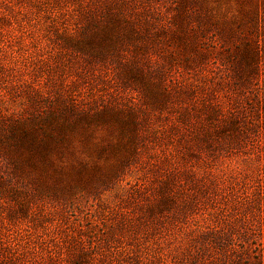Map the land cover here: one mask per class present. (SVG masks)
I'll list each match as a JSON object with an SVG mask.
<instances>
[{
    "label": "rangeland",
    "instance_id": "1",
    "mask_svg": "<svg viewBox=\"0 0 264 264\" xmlns=\"http://www.w3.org/2000/svg\"><path fill=\"white\" fill-rule=\"evenodd\" d=\"M0 264H264V0H0Z\"/></svg>",
    "mask_w": 264,
    "mask_h": 264
}]
</instances>
